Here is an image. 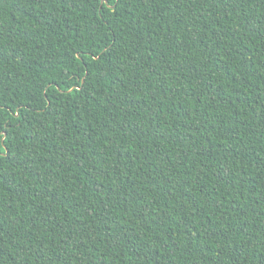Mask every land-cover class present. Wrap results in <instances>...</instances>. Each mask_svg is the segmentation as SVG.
<instances>
[{"label": "trees", "instance_id": "obj_1", "mask_svg": "<svg viewBox=\"0 0 264 264\" xmlns=\"http://www.w3.org/2000/svg\"><path fill=\"white\" fill-rule=\"evenodd\" d=\"M0 264H264V0H0Z\"/></svg>", "mask_w": 264, "mask_h": 264}]
</instances>
